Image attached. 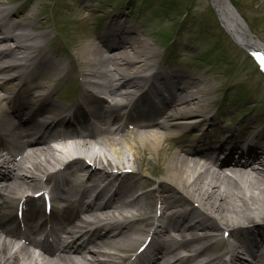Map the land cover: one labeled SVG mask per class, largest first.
<instances>
[{
  "label": "bare ground",
  "instance_id": "obj_1",
  "mask_svg": "<svg viewBox=\"0 0 264 264\" xmlns=\"http://www.w3.org/2000/svg\"><path fill=\"white\" fill-rule=\"evenodd\" d=\"M13 2L0 0V264H189L207 256L208 239L230 226L236 242L226 250L235 257L258 236L264 242L260 120L252 117L241 139L228 127L220 135L225 141L211 140L206 127L219 119L210 106L215 86L191 71L150 73L160 63L158 52L127 19L108 20L109 30L80 42L66 59L47 49V21ZM213 2L229 36L264 59V45L227 1ZM96 7L81 8L80 18ZM71 63L69 73L83 81L78 98L67 103L56 96L55 81ZM69 138L85 158H70L66 142L61 151L51 145ZM246 143L242 154L256 156L249 166L234 156ZM127 167L134 172L121 170ZM35 187L48 190L56 215L31 211L36 199L28 191ZM156 205L159 216L152 214ZM19 206L22 220L14 213ZM10 221L25 222V229L13 233L4 224ZM39 232L45 248L32 238ZM148 236L147 248L128 256ZM252 260L264 264V254L260 263Z\"/></svg>",
  "mask_w": 264,
  "mask_h": 264
},
{
  "label": "rangeland",
  "instance_id": "obj_2",
  "mask_svg": "<svg viewBox=\"0 0 264 264\" xmlns=\"http://www.w3.org/2000/svg\"><path fill=\"white\" fill-rule=\"evenodd\" d=\"M24 1L27 0H16L14 5ZM28 1L32 9L29 14L38 15V21H47L42 30L50 32L49 41L54 42H50V47L54 48H59L62 43L58 41L59 32L66 40L63 42L75 49L80 42L89 41L93 34L95 36V30L99 31L109 15L122 11L129 23L143 32L141 36L149 40L159 53L161 67L169 61V70L198 73L205 76L207 84L215 86L216 90L210 96V106L213 113L218 111L220 121H223L221 117L227 118L228 122L225 123L241 128L239 134L243 133L245 126H249L248 120L252 117L260 120L259 126L264 124V73L254 58L219 26L211 0ZM101 1H105V8L109 9L107 13H103ZM233 1L252 33L264 43V0ZM92 2L99 5V8L96 7L99 13L89 22L81 21V8ZM173 37L175 43L168 54L174 55L169 59L166 56L169 44L164 43ZM224 131H216L212 126L210 133L216 139L219 132ZM221 237L220 232H217L216 239L220 240ZM216 239H212V242ZM198 245L203 246L201 243ZM224 245L216 241L213 254L217 249L224 250Z\"/></svg>",
  "mask_w": 264,
  "mask_h": 264
}]
</instances>
